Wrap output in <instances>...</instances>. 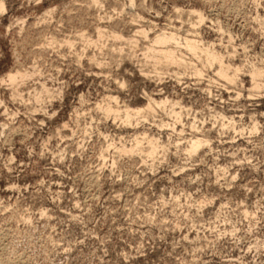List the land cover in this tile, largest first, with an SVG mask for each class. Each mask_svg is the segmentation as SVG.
Returning a JSON list of instances; mask_svg holds the SVG:
<instances>
[{
  "label": "rangeland",
  "instance_id": "374dc122",
  "mask_svg": "<svg viewBox=\"0 0 264 264\" xmlns=\"http://www.w3.org/2000/svg\"><path fill=\"white\" fill-rule=\"evenodd\" d=\"M1 3L0 264H264V0Z\"/></svg>",
  "mask_w": 264,
  "mask_h": 264
},
{
  "label": "bare ground",
  "instance_id": "6f19581e",
  "mask_svg": "<svg viewBox=\"0 0 264 264\" xmlns=\"http://www.w3.org/2000/svg\"><path fill=\"white\" fill-rule=\"evenodd\" d=\"M4 8H5L4 4L1 3L0 10H3ZM193 12L195 13V11ZM198 12L196 13L199 15V22L201 23L204 20V17L200 12L199 13ZM173 44H177V45L182 44V46H184L188 51L193 53L196 57H204L205 62H207V64H209L210 66L217 63L218 64L217 72L220 75V77L222 76V78H226L228 79V81H231V82L235 81V75L238 72V68L237 70L235 69V71L229 72V69L232 67L229 64L224 63L222 54L216 51L215 49L210 48L209 46L202 45V42H200L198 39H193L189 37L180 39L176 33H172V32L159 33L152 40L151 51L157 54L155 55L157 58H164V60L166 61L177 62L178 64L182 65L185 59H183V56L179 57L175 55L174 46H172ZM199 53L202 55H199ZM251 73L253 74L252 76H253V80L255 81L254 83L255 86L259 87V83L255 79V76L256 75L263 76L264 74L263 69H257V70L252 69ZM26 76H27L26 73H21L20 71L19 72L16 71L14 73L11 72L10 74H8V78L11 83H17L18 81L23 80ZM150 100L151 101L148 104L149 107H151V104L153 102L159 106H162V105L167 104L169 101L167 99L165 100L161 99L160 101H157V100H154L153 98H151ZM104 109L107 113L113 111L112 107L109 105H107ZM126 113L127 115L131 114L130 111H126ZM136 113L139 114V111H137ZM174 113L177 116L180 115L179 111L174 110ZM253 128L256 129V126H254ZM203 144H204V140L202 138L196 137L194 139H191L189 143L188 152L190 153L196 152L203 146ZM150 150L152 152L155 151L154 143L150 147Z\"/></svg>",
  "mask_w": 264,
  "mask_h": 264
}]
</instances>
